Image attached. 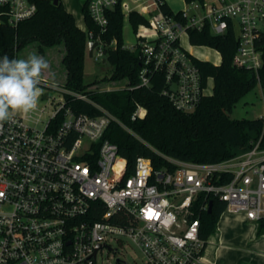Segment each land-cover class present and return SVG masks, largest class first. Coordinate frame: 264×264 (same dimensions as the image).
<instances>
[{
  "label": "built area",
  "instance_id": "2783aa9c",
  "mask_svg": "<svg viewBox=\"0 0 264 264\" xmlns=\"http://www.w3.org/2000/svg\"><path fill=\"white\" fill-rule=\"evenodd\" d=\"M84 1L96 31L86 24L82 29L88 44L97 43L96 61H105L106 47L117 46L116 40L104 41L110 10L119 8L125 16L130 7L129 18L137 13L147 21L138 26L136 45L129 49L139 53L141 69L139 83L128 90L148 88L163 75L162 94L173 107L195 111L206 89L197 56L181 43L190 29L234 34L233 65L260 83L263 53L257 40L264 35V0L193 2L180 12L171 9V15L162 10L166 0ZM0 6L14 27L37 11L31 0H0ZM97 84L76 92L41 81L40 86L62 94L58 102L48 92L47 99L43 95L54 110L37 105L0 124V264H96L100 253L113 250L112 243L126 242L146 264H216L207 256L213 236L202 239L200 219H193L195 209L208 211L213 199L226 204L222 216H242L257 232L264 222L262 136L224 161H173V171L155 170L150 159L140 157L124 178L117 145L104 139L110 123L119 120L92 99L94 93L124 86ZM76 100L99 114L77 113L70 105ZM146 113L137 104L131 120Z\"/></svg>",
  "mask_w": 264,
  "mask_h": 264
},
{
  "label": "trees",
  "instance_id": "16d2710c",
  "mask_svg": "<svg viewBox=\"0 0 264 264\" xmlns=\"http://www.w3.org/2000/svg\"><path fill=\"white\" fill-rule=\"evenodd\" d=\"M37 7L36 13L14 27L8 24V18L1 15L0 6V57L7 55L18 58L25 48L36 45L37 51L64 45L62 66L65 73L64 87L76 92H84L90 84L85 81V63L88 50L86 32L80 28L74 15L63 6V0L55 5L54 0H31ZM204 3L205 0H185ZM162 10L171 15V8L165 4ZM82 11L87 29L96 26L88 11L87 2H83ZM108 32L104 41L116 40V48H105V62L110 65V73L101 81L121 82L126 85L120 90L94 93L92 99L106 108L119 121H112L104 135L118 147L123 177L134 172L138 158L150 159L155 170L173 171V161L190 163H215L231 158L239 151L251 147V142L262 136L264 147V118L232 119L231 114L239 101L257 86L264 91V35L257 40L263 53V67L260 70V83L255 74L233 65L237 50L234 34L213 35L209 29L188 31V39L193 46H206L218 51L221 61L194 58L201 71L203 86L206 89L209 80L213 81V91L203 97L198 108L192 113L176 110L169 99L162 94L163 75H156L148 88L128 90L127 87L139 83L141 69L140 55L124 47L122 36L124 16L119 8L110 10ZM176 18L180 19V15ZM130 24L134 31L146 24V19L137 14L130 15ZM40 86V85H39ZM46 89H50L45 86ZM137 104L147 113L144 118L131 120ZM77 113L98 115V110L91 104L76 100L70 104ZM122 126L121 125V123ZM211 212L195 209L194 218L201 222L202 239H208L217 233L218 223L226 209V204L213 199ZM264 234V222L257 230Z\"/></svg>",
  "mask_w": 264,
  "mask_h": 264
},
{
  "label": "rangeland",
  "instance_id": "374dc122",
  "mask_svg": "<svg viewBox=\"0 0 264 264\" xmlns=\"http://www.w3.org/2000/svg\"><path fill=\"white\" fill-rule=\"evenodd\" d=\"M212 0H205V2H210ZM84 0H63V6L72 14H74L76 22L80 28H84V16L82 11V5ZM170 8L175 12H180L185 9H189L190 4L185 0H166ZM130 9V7H129ZM128 9V10H129ZM126 9L123 21L122 36L124 41V47L127 49H132L135 47L137 38L133 27L130 24L128 11ZM182 46L192 52L197 58L210 61L214 64H218L221 61V55L218 51L206 47V46H193L191 45L188 36L184 35L182 37ZM38 54L45 58L49 64V68L41 76V81L48 82L50 84H57L63 86L65 83V71L62 66L61 60L65 53L64 45H59L54 48H50L45 51L44 54H40L37 51L36 45L29 46L22 50L18 54L17 59H26L29 54ZM110 73V65L103 61V58L95 60L90 57L87 50V57L85 63V81L87 84H93L97 80H101L104 76ZM100 88L109 87H123L126 85L125 81L121 82H106L101 81L97 84ZM42 89V94L39 98V107L46 106L49 112H52L53 106L43 99L45 93H49L50 97L54 101L58 102L61 99L62 94L58 91L46 89L40 86ZM213 91V81L209 80L207 88L205 90L206 95L211 94ZM232 119H258L264 118V91L257 86L253 91L249 92L245 97H243L237 106L234 108L232 114ZM237 217L231 214L223 215L219 222V232L221 233V242L228 247L241 249L245 247L248 239L244 240V236L247 238L249 233L248 229L241 223H236L235 219ZM244 245V246H243ZM112 251L104 250L97 257L96 264H120L117 260L125 264H146V260L142 253L132 244L126 242L124 246L117 243H112ZM245 249V248H243ZM242 250V249H241ZM227 252L224 254V256ZM258 255H255L253 259H258ZM243 260V259H242ZM245 263L247 261L243 260ZM217 264H225L227 258L216 257ZM255 262L254 264H256Z\"/></svg>",
  "mask_w": 264,
  "mask_h": 264
},
{
  "label": "clouds",
  "instance_id": "9594fccd",
  "mask_svg": "<svg viewBox=\"0 0 264 264\" xmlns=\"http://www.w3.org/2000/svg\"><path fill=\"white\" fill-rule=\"evenodd\" d=\"M48 68L45 58L35 53L26 59L0 57V124L37 108L41 76Z\"/></svg>",
  "mask_w": 264,
  "mask_h": 264
},
{
  "label": "crops",
  "instance_id": "0c3cea01",
  "mask_svg": "<svg viewBox=\"0 0 264 264\" xmlns=\"http://www.w3.org/2000/svg\"><path fill=\"white\" fill-rule=\"evenodd\" d=\"M236 217L237 218L235 219V222L243 224L249 231V233L247 234V238L246 236H244V240L248 239L246 246L242 247L241 250L222 244L221 233L219 232L218 227L217 235L213 236L212 244L208 245L207 247L208 258L216 262V257H218L219 255V257L227 258V262L225 264H254L255 262H257L256 264H264V234L258 235L257 232H254V230L252 229V224L250 222L244 220L242 216ZM226 252L227 254L224 256ZM255 255H258L259 257L256 260L253 259ZM242 259L247 261V263H245Z\"/></svg>",
  "mask_w": 264,
  "mask_h": 264
},
{
  "label": "water",
  "instance_id": "95a60500",
  "mask_svg": "<svg viewBox=\"0 0 264 264\" xmlns=\"http://www.w3.org/2000/svg\"><path fill=\"white\" fill-rule=\"evenodd\" d=\"M53 3H54L55 5H58V4H59V0H54ZM96 46H97V43L90 42V43L88 44V52H89L90 57L93 56V50H94V48H95ZM44 98L47 99V98H48V94H45ZM212 205H213V203L210 202L208 212H211V210H212ZM98 248H100V247H98ZM117 262L120 263V260H117Z\"/></svg>",
  "mask_w": 264,
  "mask_h": 264
}]
</instances>
